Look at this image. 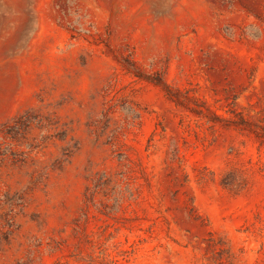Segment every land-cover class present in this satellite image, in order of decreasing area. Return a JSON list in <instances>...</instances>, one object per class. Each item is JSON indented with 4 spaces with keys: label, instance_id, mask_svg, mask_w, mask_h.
Instances as JSON below:
<instances>
[{
    "label": "rangeland",
    "instance_id": "1",
    "mask_svg": "<svg viewBox=\"0 0 264 264\" xmlns=\"http://www.w3.org/2000/svg\"><path fill=\"white\" fill-rule=\"evenodd\" d=\"M0 264H264V0H0Z\"/></svg>",
    "mask_w": 264,
    "mask_h": 264
},
{
    "label": "trees",
    "instance_id": "2",
    "mask_svg": "<svg viewBox=\"0 0 264 264\" xmlns=\"http://www.w3.org/2000/svg\"><path fill=\"white\" fill-rule=\"evenodd\" d=\"M157 84H158V85H161V86H164V87L166 86V85H165L163 82H161V81H160L159 83H157ZM165 88H167V87H165Z\"/></svg>",
    "mask_w": 264,
    "mask_h": 264
}]
</instances>
